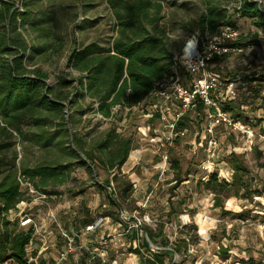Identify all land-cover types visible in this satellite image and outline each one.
Returning <instances> with one entry per match:
<instances>
[{
	"label": "rangeland",
	"instance_id": "1",
	"mask_svg": "<svg viewBox=\"0 0 264 264\" xmlns=\"http://www.w3.org/2000/svg\"><path fill=\"white\" fill-rule=\"evenodd\" d=\"M12 1H15L19 13H23L25 9L29 11L30 22L24 27V38L29 45L41 48L40 54H35V50L30 48L24 62L28 68L40 66L48 70L51 74L49 84H55L57 76L61 73L80 75L69 66V55L74 43L78 47L92 42L110 47L119 35L118 23L107 0ZM154 1H161L164 5L162 13L164 18L160 26L166 28L173 51L178 56L189 41H195L200 35L199 21L209 1ZM212 1L220 8L227 9L228 15L232 17L241 35L249 37L259 32L260 44L251 46L242 53L232 54L229 59L215 62L208 67L207 71L217 75L220 73L218 76L221 83L216 87L218 92L214 93L217 98L229 97L227 85L234 82L236 94L230 98L244 103L245 114L256 119L252 126L257 132L262 133L264 129V33L256 28L253 20L242 18L236 13L244 0ZM260 1L264 5V0ZM42 28L52 32L45 33L41 31ZM208 35L210 34L207 33L206 36ZM54 45H57V48H53ZM231 75H235L236 78L232 79ZM247 79L249 82L245 81ZM81 96L82 92L79 90V97ZM152 97L156 99L155 102L160 100L155 94ZM152 101V98L145 100L141 106L131 109L117 106L114 108V117L109 119L93 111L87 112L78 126L81 134H88V141L101 138L111 127H115L121 135L132 137L134 140L133 151L122 168V173H126L131 179L134 192L130 202L124 206L121 216L123 223L113 220V258L118 261V264H149L151 254L146 253L145 248L142 249L143 252L145 251L144 256L130 252L131 228L138 229L140 235L143 233V238L148 239L143 227H149L154 232L165 227V236L158 237V244L155 246L160 250L173 251V243L179 239L184 228L197 221L196 233L199 237L213 222L218 223L220 230L226 228L229 237L219 236L217 239L209 240L201 237L197 244H190L187 251L181 255L176 256L174 253V260L182 261L184 264H247L254 259L264 264V139L259 137L256 140V144L263 150L259 156L255 150L250 149L242 132L230 127H217L214 138L217 139L218 144L212 152H209L207 148L205 150L203 148L207 147L206 144L210 139L207 134L210 121L207 117L201 122V118L194 111H190L192 120L188 125L187 135L178 144H168L164 140V136L168 135L165 123L149 120L152 117L150 106L153 104ZM90 102L91 98L88 95L85 99H80L84 107H87ZM178 106L179 101L176 99L173 101V106L171 103L168 104V107L173 109V117ZM22 128L27 133L31 131V126L26 123L22 125ZM202 128L206 129L205 132ZM157 137L162 141L153 142V139ZM13 141L16 144L10 149H5L1 156L5 157L6 162L12 164L17 151V169L23 164L33 167L66 161L62 151L54 145L43 147L33 141L24 140L16 132ZM232 151L242 156L250 171L244 179L253 196L251 199L244 196L233 197L230 199L231 202L226 201L225 205L227 209L235 212L246 211L250 214L247 219L223 217L221 209L214 206V195L206 190L198 192L196 189V184L201 177L205 180L208 174L214 172L219 174L221 180L233 181L234 171L218 158ZM165 153L169 156V164L178 163L183 175H189L174 194L172 189L175 185L176 171L171 168L166 176H161L160 167L163 166L161 155ZM96 163L98 176H92L85 167L76 166L68 183L59 187L61 194L58 196L50 193L55 214L64 226L71 225L75 210L84 212L91 209L90 215L97 220L109 215L107 213L111 208L108 195L111 189L108 187L105 191H101L94 184L101 183L108 177L112 178L114 174L108 173L98 161ZM223 170L229 172L227 177L223 174ZM256 190H262L263 193L254 194ZM173 207L179 214L178 217L173 214ZM166 238L169 240V245L164 247L163 240ZM156 247L152 246V249ZM221 247L229 249L228 257L223 256ZM171 259L172 257H167L166 262L169 263Z\"/></svg>",
	"mask_w": 264,
	"mask_h": 264
},
{
	"label": "trees",
	"instance_id": "2",
	"mask_svg": "<svg viewBox=\"0 0 264 264\" xmlns=\"http://www.w3.org/2000/svg\"><path fill=\"white\" fill-rule=\"evenodd\" d=\"M107 1L112 8L119 30V35L114 39L112 46L105 47L92 42L78 47L74 43L69 55V66L80 75L61 73L57 76L55 84H49L51 74L48 70L40 66L28 68L24 62L30 48L35 50V54L41 53L40 47L29 45L24 38V27L30 22L29 11L25 9L23 13H19L15 1L0 0V198L5 204V210L13 208L24 197L19 173L29 178L38 189L59 196L61 194L59 187L68 183L76 166L85 167L92 176H98L96 163L98 161L114 176L106 178L101 183H95L94 186L101 191H105L108 187L111 189L108 195L111 210L107 211V214L112 216L114 222L123 223L121 214L124 212V206L130 202L134 188L129 176L122 173V168L133 151L134 140L132 137L121 135L115 127H111L101 138L88 141V134H81L78 126L87 112L93 111L109 119L114 117V108L117 106L131 109L141 106L142 102L151 98L153 99V104L150 105L152 117L149 120L161 121L160 106L152 96L159 81L175 74L176 53L173 51L166 28L160 26L164 18L162 14L164 5L161 1ZM208 1L207 9L199 21L200 37H205L207 33L214 35L224 25L236 28L227 9L220 8L212 0ZM236 13L242 18L253 20L256 28L264 33V5L260 2L244 0ZM41 31L52 32L45 28ZM258 44H260L259 32L249 37L240 35L232 46L247 49ZM53 48H57V45ZM232 54L235 53L216 56L210 65L229 59ZM177 70L182 83L192 87L191 81L195 77L182 64L178 65ZM234 76L231 75V78H236ZM245 81L249 82L248 79ZM79 90L82 92L81 98ZM215 92H218L216 88L211 89L209 93L214 106H208L201 96H197L196 106L191 111L201 118V122L207 119L210 112L214 113L219 109L231 114L235 120L250 123L249 119L252 117L245 114L244 103L230 97L217 98ZM86 95L91 98V102L84 107L80 99H85ZM191 120L188 111L179 119L178 130L188 131ZM24 123L31 126L29 131L31 133L23 130ZM202 130L205 132L206 129L202 128ZM15 132L24 140L33 141L43 147L52 145L58 147L66 161L33 167L23 164L17 169V151L12 164L1 156L5 149H10L16 144L13 141ZM262 133L264 134V129ZM207 134L210 136L208 132ZM182 138L184 137H177L173 144H178ZM203 149L205 150L206 147L204 146ZM252 150H255L259 156L263 153L260 145L257 144ZM218 158L234 171L233 181L221 180L219 174L214 172L208 174L205 180L201 177L196 189L198 192L206 190L214 195V206L221 209L223 217L247 219L250 214L246 211H232L226 208L225 203L226 201L230 203L233 197L252 198L253 193L250 192L244 179L250 171L242 156L236 151ZM169 168L176 171L175 185L172 189L174 194L189 175H183L181 167L176 162L170 163ZM49 186L52 188H48ZM261 193L262 190L254 191V194L261 195ZM1 212L0 207V214ZM73 213L70 226L86 225L94 220L90 215L91 209L84 212L75 210ZM173 214L177 217L179 215L174 207ZM0 225L2 226L0 258L14 256L21 259L31 234L24 231L16 233L17 223L1 220V215ZM197 226V221H194L191 226L184 228L179 239L173 243V251L157 252L152 251L150 243L158 244L157 238L165 236V227L157 232L149 227H143L148 239L141 238L138 229L131 228L129 250L133 254L144 256L145 251L143 252L142 249L145 248L146 253H150L153 258L149 264H184L182 261H174V253L181 255L187 251L190 244H197L201 237L208 240L217 239L219 236L229 237L226 228L220 230L217 222L205 228L201 237L196 233ZM163 245L164 247L169 245L167 238L163 240ZM228 252V248L221 247L224 257H228ZM167 257H172L169 263L166 262ZM81 261L87 264L84 256L81 257ZM247 264L263 263L251 259Z\"/></svg>",
	"mask_w": 264,
	"mask_h": 264
},
{
	"label": "built area",
	"instance_id": "3",
	"mask_svg": "<svg viewBox=\"0 0 264 264\" xmlns=\"http://www.w3.org/2000/svg\"><path fill=\"white\" fill-rule=\"evenodd\" d=\"M240 35L239 29L224 25L214 35L198 36L195 41L192 40L195 42L193 49L190 48L191 41H189L182 53L175 57V74L156 84L154 94L160 99L158 104L161 121L168 130V135L164 136L166 143L173 144L177 137L187 135L186 130H178V121L186 112L195 108L197 96H201L208 106H214L209 93L211 89L219 86L221 81L217 74L207 71L208 67L216 56L244 52L246 49L232 46ZM179 64L185 66L186 70L195 77L191 83L192 87L182 83L177 70ZM227 86L229 97L236 94L234 82ZM175 99L179 101V106L173 117V109L171 110L168 104L171 103L173 106ZM208 119L210 123L207 132L210 134V139L206 150L209 152H212L218 144L217 139L214 138V131L219 125L242 132L250 149L256 145L259 137L264 139V134L257 132L252 126L256 122L255 118L249 119L250 123H245L233 119L229 113L216 109V112L208 114ZM161 141L159 137L153 139L155 143ZM161 158L163 161V166L160 167L161 176L164 177L170 171L169 156L165 153ZM19 181L24 197L8 210H5V204L0 198L1 220L16 222V233L24 231L30 233L31 238L25 246L21 259L14 256L4 257L0 258V264H85L81 261L82 256L86 258L87 264H118L112 256L114 243L112 216L105 215L103 219L96 218L86 225L78 224L67 228L55 214L50 193L38 189L21 173H19ZM140 237H144L143 233ZM150 245L156 247L152 243ZM156 249L152 251H160V248L156 247ZM149 259H153L152 255Z\"/></svg>",
	"mask_w": 264,
	"mask_h": 264
},
{
	"label": "bare ground",
	"instance_id": "4",
	"mask_svg": "<svg viewBox=\"0 0 264 264\" xmlns=\"http://www.w3.org/2000/svg\"><path fill=\"white\" fill-rule=\"evenodd\" d=\"M195 44L193 43V42H191V45H190V48L191 49H193L192 47L194 46ZM190 48H188V50H190ZM134 160V159H133ZM129 164V163H128ZM223 172V174H225V176L229 173V172H227L226 170H223L222 171ZM227 177V176H226ZM229 179V178H228Z\"/></svg>",
	"mask_w": 264,
	"mask_h": 264
},
{
	"label": "water",
	"instance_id": "5",
	"mask_svg": "<svg viewBox=\"0 0 264 264\" xmlns=\"http://www.w3.org/2000/svg\"><path fill=\"white\" fill-rule=\"evenodd\" d=\"M256 1H258V2H260V3H261V1H260V0H256ZM176 256H177V254H176ZM174 261L176 262V259H175Z\"/></svg>",
	"mask_w": 264,
	"mask_h": 264
},
{
	"label": "crops",
	"instance_id": "6",
	"mask_svg": "<svg viewBox=\"0 0 264 264\" xmlns=\"http://www.w3.org/2000/svg\"><path fill=\"white\" fill-rule=\"evenodd\" d=\"M171 251V250H170Z\"/></svg>",
	"mask_w": 264,
	"mask_h": 264
}]
</instances>
